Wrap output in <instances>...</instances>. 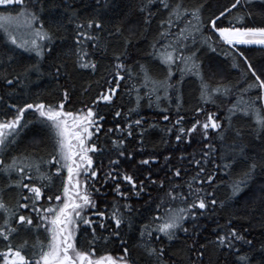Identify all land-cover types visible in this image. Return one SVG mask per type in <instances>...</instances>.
Instances as JSON below:
<instances>
[{"label":"trees","instance_id":"1","mask_svg":"<svg viewBox=\"0 0 264 264\" xmlns=\"http://www.w3.org/2000/svg\"><path fill=\"white\" fill-rule=\"evenodd\" d=\"M165 2L169 8H165L161 0H100L99 4L97 0H31L28 7L38 17L35 24L39 27L42 23L53 39L41 43L47 47L42 57H36L35 52L18 49L8 40L5 31H0V122L12 119L27 103L41 102L57 106L63 101L64 110L74 113L92 107L104 117L97 120L101 125L99 132L91 129L94 134L89 141L95 142L99 149L96 153H89L97 172L95 179L89 181V185H94L89 188V193L96 208L84 213L85 218L93 223L91 226L80 223L75 228L77 249L93 252L94 258L111 255L119 259L125 256L127 248V259L135 264H147L148 261L157 264V257L150 256L146 251L148 248H163L160 264H243L240 256H249L251 264H257L264 258L260 251L264 246V194L260 191L264 187V169L258 166L246 179L244 173L247 171L246 160L251 162L264 157V127L257 124L251 110L245 112L241 109L255 102L257 111L264 117V102L257 99L262 90L255 86V78L245 63L246 58L264 78V48L241 45L231 49L216 35L210 21L230 7L234 0ZM178 5L179 18L176 14ZM196 10L197 16L193 17L191 13ZM11 14L17 13L11 11ZM170 18L174 24L171 33L184 28L188 34L182 50L188 60L187 64L179 61L172 64V76L168 80L172 87L167 92L163 88L152 91L143 86L140 66L148 70L153 80L166 78L168 66L153 55V44L159 47L172 39L171 36L168 39L161 36L162 32L168 31ZM88 19H97L105 26L96 42L84 41L80 53L84 62L96 64L95 70L76 65V56L73 55L77 51V25ZM216 23L219 27L260 26L264 24V0H249V5L244 8L238 5ZM93 43L98 47H92ZM118 55L131 70V78L127 72H122L124 79L118 81L117 87L113 76ZM10 59L15 62L9 64ZM21 63L36 64L39 71L17 80ZM57 66L61 68L60 74L56 72ZM4 77L12 79L13 84L7 85ZM202 80L209 89H219L207 101L201 98ZM109 86L115 89L112 102L94 103ZM65 90L67 100L64 99ZM197 108L201 110L197 112ZM116 112L121 115L117 117ZM209 114L219 120L223 130L209 128L207 139L200 125L196 131L187 132L197 120L203 124ZM41 120L35 109H25L15 135H7L6 146H0V161L4 162L0 165V201L8 209V212L0 209V228L5 226V219L9 220L8 227H16V218L9 213L28 211L16 207L21 191L17 186L20 174L8 166L13 161L21 167L39 161L41 157L50 158L55 140L49 139L48 129ZM136 120L141 123L137 125ZM181 127L186 130L184 133L179 132ZM177 135L180 140L176 139ZM120 140L124 143L118 147ZM209 144L214 146V151L209 150ZM119 151H125V156L118 157ZM205 152H209L207 157ZM109 157L119 159L120 163L110 164ZM229 159L230 166L225 169L223 165ZM143 160L148 163L143 164ZM201 167L203 172H200ZM49 169V165H41V170L51 175V180L44 181L38 178L34 168H26V172L34 178L37 186L41 183L49 185L43 190L46 194H59L62 192L61 177L55 174L54 168ZM177 170L180 176L175 175ZM198 172L199 178L194 181ZM125 174L133 176L135 190L123 179ZM208 175L213 176L210 186L206 182ZM62 176L66 178V169ZM113 176L117 179L113 180ZM238 181L244 183L234 192L233 185ZM141 182L143 191H139ZM117 183L120 192L126 195L117 194ZM188 183L213 192L218 202L223 203L204 210L195 220L189 217L185 221L188 233L178 232L172 241L155 231L151 236L146 232L142 235L145 226L153 227L151 221L159 214L157 204L164 197L165 190L176 188L186 193ZM23 192L28 194L27 189ZM57 203L54 199L48 201L44 195L37 206ZM176 204L184 206L178 201ZM125 206H130L132 211ZM117 207L124 216L119 229L111 219ZM96 211L104 212V217L96 216ZM31 215L37 217L34 223H38L37 213ZM101 222L105 228L99 227ZM233 227L245 240H233L235 248L229 249L219 244L217 236L228 234ZM26 239V251L38 254L41 248H47L49 233L43 227L33 229ZM247 240L252 244L248 245ZM12 242L18 244L20 240L17 238ZM3 248L4 243L0 241V250ZM236 248L239 252L235 251Z\"/></svg>","mask_w":264,"mask_h":264},{"label":"snow or ice","instance_id":"2","mask_svg":"<svg viewBox=\"0 0 264 264\" xmlns=\"http://www.w3.org/2000/svg\"><path fill=\"white\" fill-rule=\"evenodd\" d=\"M30 2L31 0H0V7L4 8L5 11L10 10L17 13L16 17L0 14V27H4V30L7 32L8 28L2 22L25 18L27 28L29 32H33L35 38L20 43L16 36H10L11 43L18 48H24L26 51L35 52L36 57H42L44 48L47 47V45L38 43V40L51 42L53 37L49 34V31L44 30V25L42 23L38 28L33 30V24L38 20V17L35 12L29 10L28 5ZM97 3L99 4L100 0H97ZM161 3H163L165 8L170 7L165 0H161ZM238 5L240 8L247 7L249 5V0H234L230 7L225 8L224 11L220 12L219 16L210 21L212 27L219 34V39L231 49H234L237 45L259 46L264 48V24H261L260 26L230 25L227 27H219L217 25L216 21L220 17L225 16V13L231 14L232 9H237ZM179 7L180 6L178 5L176 9L177 18H179L180 15ZM197 13L198 10L193 11L191 15L196 17ZM249 15L251 14L249 13ZM173 26V21L170 18L168 21V31L161 33L163 38L168 39V37L171 36L172 39L159 47H157L156 44H153V55L157 56L162 64L168 66L166 78L159 81L153 80L149 76L148 70L144 68L143 65L140 66V70L143 73V86L146 88L150 87L152 91L163 88L165 92H167V89L172 87V85L168 83V80L172 76V64L176 61L187 64L188 58L184 56L182 50L185 47L184 41L187 40L188 34L184 28H181L178 33H171L170 29ZM56 27H59V25H56ZM104 27V24L97 19H88L86 23L77 25V31L75 32V46H77V51L73 53V55L76 56V65L81 68L91 67L93 70L96 69V64L84 62V56L80 53L83 50L82 45L84 41L96 42L99 37V32L104 31ZM188 27L191 29L192 25L189 24ZM85 29H93L94 31L88 32ZM92 47H98V44L93 43ZM213 50L215 51V49ZM49 51H51V49H49ZM240 55H243V53L241 52ZM115 59L117 63L114 65L115 73L113 80L117 83L118 87V81L124 79V75L121 73L127 72L129 78H131V70L126 68L119 55L116 56ZM14 62L15 61L12 59L9 60V64ZM245 63L248 64V70L251 72L252 77L255 78V86L262 90V93L258 95L257 99L264 102V78H262L261 74H257V71L253 68L251 63L247 62L246 58ZM34 71H39L36 64L24 65L21 63V71L16 74V79L20 80L21 77ZM199 71L200 70L197 69V74H199ZM56 72L57 74L61 73V68L59 66L56 67ZM262 72H264V70H262ZM4 80L7 85L13 84L12 79L4 77ZM201 83V98L206 101L210 100L212 95L219 91L218 88L209 89L208 85L204 83L203 80ZM114 94L115 89L109 86L107 91L102 92L94 103L99 101L111 103ZM0 99H2V97H0ZM64 99H68L67 90L64 92ZM25 109H35L38 112L39 117L42 118L41 122L48 129L49 139H54L55 144L52 152L49 153L50 158L41 157L39 161H32L21 167H17L16 162L13 161V164L8 166V168H14L15 171L20 174L17 186L21 191L18 193L19 199L17 200L16 207L28 211L24 214H18L16 212L9 213V215L16 218V227H8L9 220H4L5 226L0 228V241L4 243L3 250H0V264H135L134 261L130 262L127 259V248L124 250L125 256L119 259H114L111 255L94 258L93 252H86L77 249L74 242L75 228L78 227L80 223L89 226L93 223L85 218L84 213L88 209L96 208L89 193V188L94 187V185H89V181L95 179L97 172L93 169V159L89 153H96L99 149L95 142L89 143V141H91V137L94 134L91 129L95 128L96 131L99 132L101 125L97 123V120H103L104 117L99 116L92 107H89L86 111L80 113L65 111L63 101L57 106L46 105L42 102L36 104L27 103L24 108L18 109L17 114L12 119L0 122V146H6L7 135H15ZM200 110L201 109L197 108L196 111L199 112ZM241 110L245 112L251 110L256 116L257 124L264 127V117H262L259 111H257L255 102L249 103L246 108ZM115 115L119 117L121 113L116 112ZM164 119L167 120L168 117L165 116ZM181 119L183 118L181 117ZM179 122L180 121L178 120L177 123ZM135 123L139 125L141 121L136 120ZM197 125H200L203 129L205 139L208 137L209 128L213 131L223 130V126L213 114H209L203 124L197 120L191 128L187 129V132L191 133L196 131ZM109 131H111V129H109ZM185 131L186 130L183 127L179 129L180 133H184ZM129 135H131V132ZM176 139L180 140V135H177ZM123 143L124 141L120 140L118 142V147L122 146ZM207 147L210 151L215 150L214 146L210 144ZM208 155L209 152L204 153V156L207 157ZM117 156H125V151H119ZM109 163L118 165L120 161L119 159L112 160L111 157H109ZM142 163L147 164L148 160H143ZM196 163L199 164V161H196ZM230 163L231 159H229V162L224 163L223 167L227 169L230 166ZM245 163L247 165V171L244 173L245 179L250 177L258 166L261 167V169H264V157L259 160H251V162L246 160ZM3 164L4 162L0 161V165ZM42 164L49 165V171H51V168H54L55 174L61 177L62 192L59 194H46L43 190L48 188L49 185L47 183H41L37 186L34 178L26 172V168H34L39 174L38 178L41 181L51 180V175L45 174L41 170ZM65 169L67 171L66 178L62 176ZM203 171L204 169L201 167L200 172ZM175 175L180 176V171L177 170ZM197 178H199V172L197 173V177H194L193 180L196 181ZM112 179L115 180L117 177L113 176ZM123 179L132 185L133 190L136 189V182L133 179V176L125 174ZM23 181L29 182L24 183ZM212 181L213 176L208 175L206 177V182L209 186ZM242 183H244V181L236 182L233 185V191H237ZM187 187L188 191L186 193L182 190L178 191L176 188L165 190L164 197L161 199L160 203L157 204V211L159 214L151 221L153 227L145 226L141 233L142 235L146 232L151 236L152 231H155L166 237L168 241H172L177 237L178 232L182 231L186 234L188 233L189 229L185 227V221L189 217L195 220L198 215L203 214L204 210H207L209 207L214 209L218 203H223L218 202L213 192H207L202 187H193L192 183H188ZM23 189H27L28 194H25ZM143 190V183L141 182L139 191ZM115 191L118 195H126V193L120 192L119 183L115 185ZM260 191L264 194V187H262ZM44 195H46L48 201L54 199L59 203L55 205L48 204L47 206H37V202L40 201ZM177 201L184 206H177ZM125 207L128 208V211H132L130 206ZM0 209L8 212L6 205L2 201H0ZM32 212L37 213L39 220L38 223H34V220H36L37 217H33L31 215ZM94 214L99 217H104L105 215L102 211H96ZM111 219L115 223V228L119 229L120 225L124 222V216L120 214L118 207L113 211ZM41 227L44 228L45 232L50 234V242L47 245V248H41L38 254L36 252L29 254V252L26 251L28 248V240L26 237L33 229H39ZM99 227L105 228L106 225L101 222ZM115 234L119 235V232H116ZM17 238L20 240V243L13 244L12 241ZM156 238L160 239L159 236ZM187 238L191 239V237ZM217 240L220 245L233 249L235 248V245L232 242L233 240L244 241L245 238L238 234L237 230L233 227L229 230L228 234L223 236L218 235ZM245 242L248 245L252 244L251 240ZM201 247L203 246L201 245ZM146 251L150 256H156L157 264H160L159 257L164 252L163 248H148ZM235 251L239 252V249L236 248ZM260 251L264 254V246H262ZM200 255L202 256L203 253L201 252ZM240 260L243 264H251V258L249 256H240ZM147 264H151V261H148ZM257 264H264V258L258 261Z\"/></svg>","mask_w":264,"mask_h":264},{"label":"rangeland","instance_id":"3","mask_svg":"<svg viewBox=\"0 0 264 264\" xmlns=\"http://www.w3.org/2000/svg\"><path fill=\"white\" fill-rule=\"evenodd\" d=\"M0 14H3V15H11L12 17H16L17 16V14H11V11L10 10L9 11H5V9L2 8V7H0ZM2 23L5 26H7L8 31L6 32L4 30V27H0V31H2V32L5 31V34H6L8 40L10 42H11L10 36H16L18 38V42H20V43H23L24 41L31 40V39L35 38L34 35H33V32H29V30H28L27 23H26L25 18H20L19 20L4 21ZM36 28H38V26L34 22V24H33V30H35ZM216 35L219 38V34L217 32H216ZM42 42L43 41H39L38 40V43L41 44ZM237 46H241V45H237ZM18 49L22 50L24 48H22V49L21 48H18ZM48 241L50 242V234H49Z\"/></svg>","mask_w":264,"mask_h":264}]
</instances>
